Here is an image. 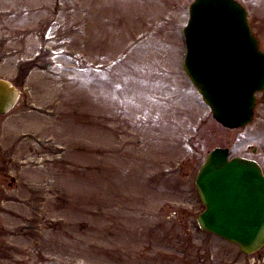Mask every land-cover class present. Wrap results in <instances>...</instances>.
Listing matches in <instances>:
<instances>
[{
	"label": "rangeland",
	"instance_id": "374dc122",
	"mask_svg": "<svg viewBox=\"0 0 264 264\" xmlns=\"http://www.w3.org/2000/svg\"><path fill=\"white\" fill-rule=\"evenodd\" d=\"M264 52V0H236ZM192 0H0V264H264L199 229L206 155L264 171V91L227 130L182 70ZM10 178L14 183L9 186Z\"/></svg>",
	"mask_w": 264,
	"mask_h": 264
},
{
	"label": "water",
	"instance_id": "95a60500",
	"mask_svg": "<svg viewBox=\"0 0 264 264\" xmlns=\"http://www.w3.org/2000/svg\"><path fill=\"white\" fill-rule=\"evenodd\" d=\"M183 71L222 127L252 121L255 94L264 91V53L252 35L247 12L235 0H193L182 30ZM19 92L0 79V114ZM195 187L204 207L199 228L252 254L264 246V174L253 160L229 158L227 148L206 156Z\"/></svg>",
	"mask_w": 264,
	"mask_h": 264
},
{
	"label": "flooded vegetation",
	"instance_id": "af4514ba",
	"mask_svg": "<svg viewBox=\"0 0 264 264\" xmlns=\"http://www.w3.org/2000/svg\"><path fill=\"white\" fill-rule=\"evenodd\" d=\"M14 183V179L10 178V182L8 183L9 186H11Z\"/></svg>",
	"mask_w": 264,
	"mask_h": 264
}]
</instances>
